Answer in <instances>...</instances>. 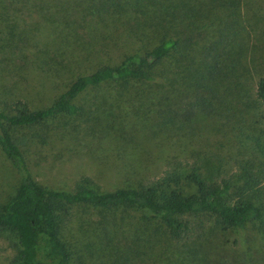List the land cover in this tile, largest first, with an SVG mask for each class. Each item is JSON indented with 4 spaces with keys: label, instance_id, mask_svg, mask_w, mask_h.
<instances>
[{
    "label": "trees",
    "instance_id": "trees-1",
    "mask_svg": "<svg viewBox=\"0 0 264 264\" xmlns=\"http://www.w3.org/2000/svg\"><path fill=\"white\" fill-rule=\"evenodd\" d=\"M251 2L0 1V79L14 84L32 66L52 88L42 106L19 94L0 107V150L19 176L0 202L8 264H185L216 234L245 231L251 242L233 263L264 264V73ZM39 25L48 38L30 42ZM126 94L142 119L156 112L186 137V127L207 130L212 146L113 189L87 175L70 189L34 178L26 149L108 123Z\"/></svg>",
    "mask_w": 264,
    "mask_h": 264
},
{
    "label": "rangeland",
    "instance_id": "rangeland-1",
    "mask_svg": "<svg viewBox=\"0 0 264 264\" xmlns=\"http://www.w3.org/2000/svg\"><path fill=\"white\" fill-rule=\"evenodd\" d=\"M251 1L250 27L255 29L254 34L252 31L253 38H259L256 41V57L262 58L263 65L259 64V67L264 73V0ZM47 38L48 29L43 25L32 29L28 36L30 42H41ZM110 52L114 56L118 53L117 48H111ZM40 71L42 70L39 68L33 71L32 66L27 67L16 75L14 84L0 79V107H4L9 99L19 94L32 107L44 105L52 93V88L48 81L38 75ZM137 100L136 95L126 94L120 105L114 106L109 122L104 121L95 126L93 131L83 130L81 126L74 131L73 126H68L66 130H55L45 145L26 149L25 155L34 178L45 185L70 189L79 176L87 175L102 189H113L124 185V180L156 177L161 174L169 158L176 155L189 156L191 149L206 144L207 147L212 146L210 142L213 138H210L211 133L207 130L186 127V137L172 126L158 125L156 112L150 115L148 121L142 119L133 107ZM258 117L264 123V105ZM104 129L111 133L112 138L102 137L105 134V131L102 132ZM129 163L139 166L131 173L124 172V166ZM18 177V173L0 150V202L14 192ZM80 210V216L85 221L88 216H94L93 209ZM250 235L249 231L216 234L212 243L210 241L203 245L194 252L195 255H188L189 259H185V264H235V257L241 255L246 249L245 245L251 242ZM8 253L6 244L1 242L0 264H8ZM261 255L254 253V258ZM239 264L258 263L255 260L251 263L246 258V261Z\"/></svg>",
    "mask_w": 264,
    "mask_h": 264
}]
</instances>
